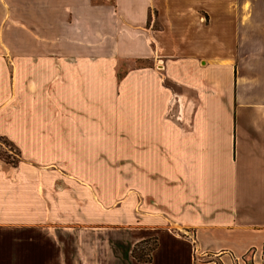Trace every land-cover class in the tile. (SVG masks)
Here are the masks:
<instances>
[{"label": "crops", "instance_id": "crops-1", "mask_svg": "<svg viewBox=\"0 0 264 264\" xmlns=\"http://www.w3.org/2000/svg\"><path fill=\"white\" fill-rule=\"evenodd\" d=\"M2 139L0 264H264V0H0Z\"/></svg>", "mask_w": 264, "mask_h": 264}, {"label": "rangeland", "instance_id": "rangeland-1", "mask_svg": "<svg viewBox=\"0 0 264 264\" xmlns=\"http://www.w3.org/2000/svg\"><path fill=\"white\" fill-rule=\"evenodd\" d=\"M151 24H153V26H155V27H158V24H157V22L155 21V19H154V17L152 18V23ZM2 142H3V144H4V146L2 145V148H0V157H2L4 160H6L7 162H10V163H13V164H16L17 162H18V160H19V152H18V150L16 149V147L15 146H13L10 142H8L7 140H3L2 139ZM80 236L79 235H75L74 237L73 236H71V238L73 239V240H77V238H79ZM78 242L76 241L75 242V244H77ZM93 244H97V243H95V242H93ZM153 246H155V242H149L148 244H146V245H141V247H140V245H139V247L141 248V249H146V250H148V249H150V248H152ZM135 247H137V246H135ZM139 248V249H140Z\"/></svg>", "mask_w": 264, "mask_h": 264}, {"label": "trees", "instance_id": "trees-1", "mask_svg": "<svg viewBox=\"0 0 264 264\" xmlns=\"http://www.w3.org/2000/svg\"><path fill=\"white\" fill-rule=\"evenodd\" d=\"M146 243H147V242H143V243H141V244H139V245H140V247H141V245H144V244H146ZM139 245H137V247L134 248V250H133V256H134L137 260H139V261H141V262H150V261H151V252H152V250L155 248V246H153L152 248L146 250V249H141V248L139 247ZM139 248H140V249H139Z\"/></svg>", "mask_w": 264, "mask_h": 264}, {"label": "built area", "instance_id": "built-area-1", "mask_svg": "<svg viewBox=\"0 0 264 264\" xmlns=\"http://www.w3.org/2000/svg\"><path fill=\"white\" fill-rule=\"evenodd\" d=\"M249 259L247 256L243 257L242 259L236 260L235 264H248Z\"/></svg>", "mask_w": 264, "mask_h": 264}]
</instances>
